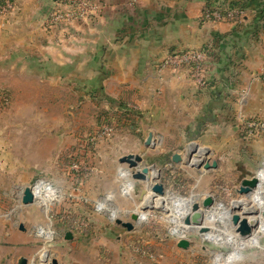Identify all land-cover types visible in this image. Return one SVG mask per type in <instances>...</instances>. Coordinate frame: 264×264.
<instances>
[{
    "label": "crops",
    "instance_id": "1",
    "mask_svg": "<svg viewBox=\"0 0 264 264\" xmlns=\"http://www.w3.org/2000/svg\"><path fill=\"white\" fill-rule=\"evenodd\" d=\"M18 1L30 13L15 20L10 51L0 42V90L13 91L15 119L38 122L31 118L38 99L47 100L41 105L58 101L71 106L64 96L69 90L82 109L90 107L91 115L101 105L116 114L126 105L136 124L128 125L135 148L125 155H140L144 165L148 153H165L172 145L171 152L183 157L179 149L199 140L204 149L218 154V167L223 162L243 170L250 164L259 167L256 163L264 158V0H89L97 12L90 27L58 34L57 43L38 12L50 9L52 0ZM208 3H233L244 15L234 24L213 25L201 19ZM188 50L206 54L201 86L188 73L164 66L170 55ZM36 82L53 93L41 95ZM246 121L262 128L244 132ZM42 122L43 132L50 134V115ZM18 129L28 137L33 134L20 125ZM149 137L152 149L146 146ZM37 149L51 167L50 150L44 144ZM25 167L41 168L29 162ZM30 242L22 223L2 228L0 264H18L20 258L30 264Z\"/></svg>",
    "mask_w": 264,
    "mask_h": 264
},
{
    "label": "rangeland",
    "instance_id": "2",
    "mask_svg": "<svg viewBox=\"0 0 264 264\" xmlns=\"http://www.w3.org/2000/svg\"><path fill=\"white\" fill-rule=\"evenodd\" d=\"M0 2L4 3H0V36H6L0 38V42L3 39L6 51H10L13 47L8 37L16 32L15 20L30 11L21 10L18 0ZM52 3L50 9L38 12L46 17L44 28L48 34L54 35L55 42L58 34L81 33L82 28L90 27L97 13L89 0H62L59 4L52 0ZM234 11L240 13L241 20L243 9L235 6ZM229 18L218 20L214 15L212 18L201 15L202 21L213 25L239 21ZM197 51L201 50L183 53ZM183 53L170 55L164 66L184 71L197 86L203 85L205 73L198 71L195 74L172 64L173 58ZM34 88L41 95L43 91L53 93L42 82H36ZM64 96L71 106L60 105L58 101L41 105L47 100L38 99L31 115V118H38L35 123L15 119L13 91L0 90V231L4 227L15 229L22 223L31 236V264H42L44 255L48 261L56 259L58 264H264V219L260 215L264 208V158H259L258 168L250 164L243 170L235 168L234 162H223L218 167V154L210 153L207 158L210 162L217 161V168L203 171L171 163L172 145H168L165 153H148L146 166L160 172L159 182L165 191L162 198L165 205L158 206L167 212L156 209L143 212V204L138 198L146 184L132 180L126 173L127 165L118 163L125 151L135 148V137L128 133V125H135V119H121L120 125L115 120L110 123L102 114L111 117L115 114L105 105L97 107L95 114L91 115L90 107L82 109L71 91L67 90ZM44 115H50L51 130L47 136L43 132ZM18 125L33 132L31 138L23 134ZM195 143L200 152L208 150L203 148L201 141ZM43 144L50 150L51 167H46L42 152L37 149ZM187 148L179 149L183 158ZM162 160L167 164L160 166ZM28 162L41 168L27 169ZM252 177L258 178L259 188L249 198L239 195V182ZM25 188L38 194L34 203L27 206L20 202ZM207 196L214 204L202 224L210 230L200 235L186 228L181 220L189 212L191 201L201 208ZM255 198L263 203L262 208L256 204ZM233 202L244 203L243 212L257 213V216L248 218L261 222L252 237L240 238L229 222L227 212ZM133 213L142 216L138 222L131 220ZM116 220L131 223L133 229L127 231L116 224ZM66 233L71 234L70 241L65 240ZM180 239L189 242L187 249L177 247Z\"/></svg>",
    "mask_w": 264,
    "mask_h": 264
},
{
    "label": "water",
    "instance_id": "3",
    "mask_svg": "<svg viewBox=\"0 0 264 264\" xmlns=\"http://www.w3.org/2000/svg\"><path fill=\"white\" fill-rule=\"evenodd\" d=\"M152 138L149 137L146 146L152 149L150 143ZM202 152V151H201ZM200 152L197 144H190L187 148L185 158L181 156L180 153H173L170 157V161L176 165H182L190 167L191 169H202L203 171L215 170L217 168L216 161H209L207 157L211 152L208 150ZM199 154H202L199 155ZM206 158V159H205ZM118 162L120 164H126V173L130 174L131 179L134 181H140L146 184L145 188L140 191L138 200L143 204L142 211L145 212L147 209H156L158 211L167 212L162 207L157 205L154 206L155 201H160V206H164L165 202L162 199L165 195L164 186L159 182L160 172L155 170L152 166L144 165V160L140 155L128 154L119 158ZM259 188V180L257 177H252L249 179H242L239 183L237 193L245 198H249L252 193ZM35 195L31 188H25L21 192L20 202L22 205H30L35 201ZM214 201L211 197L207 196L203 199L200 205L192 201L189 203V212L187 211L182 217L181 223L188 229H192L200 235L207 234L210 228L204 226L203 220L205 215H208V211L212 209ZM245 204L241 202H233L230 209L227 212V218L231 223L232 227L235 229L240 238H250L252 237V232L258 228L260 222L257 219H248L252 216H257L255 211H245L243 212ZM233 213V214H232ZM232 214V215H231ZM261 217L264 219V208L260 211ZM141 215L133 213L131 215V220L133 222H138L141 219ZM206 218V217H205ZM116 224L125 228L127 231L133 229V225L129 222H122L120 220L115 221ZM20 230H23L22 226H19ZM72 236L70 233H66L65 240L70 241ZM177 247L180 249H187L189 247V242L185 239H180L177 242ZM42 264H58L56 259L47 260V255L41 261ZM18 264H28L27 260L20 258ZM31 264V263H30Z\"/></svg>",
    "mask_w": 264,
    "mask_h": 264
},
{
    "label": "built area",
    "instance_id": "4",
    "mask_svg": "<svg viewBox=\"0 0 264 264\" xmlns=\"http://www.w3.org/2000/svg\"><path fill=\"white\" fill-rule=\"evenodd\" d=\"M62 1V0H61ZM68 2H71V0H67ZM8 7V6H7ZM225 12L227 13V18L233 19L234 15H240V13L235 12L234 9L230 10V9H225ZM214 15V17L219 19H222V17L220 16V14L218 12H215L212 14V16ZM209 17V16H206ZM174 59V60H173ZM172 60L169 61V63L175 65V67H185L188 71L191 70V72L195 73L200 71L201 74L205 73V60H206V54L202 51H197L196 53H183L181 54V56L179 55V57H175ZM264 80V74H263V78ZM244 126L246 127H250V128H254V127H259L262 128V125L258 122H248L246 121L245 123H243ZM74 168H76V166H74Z\"/></svg>",
    "mask_w": 264,
    "mask_h": 264
},
{
    "label": "trees",
    "instance_id": "5",
    "mask_svg": "<svg viewBox=\"0 0 264 264\" xmlns=\"http://www.w3.org/2000/svg\"><path fill=\"white\" fill-rule=\"evenodd\" d=\"M57 2H61V0H56ZM1 4H4L3 2H0ZM235 8V5L232 3V4H229L228 5V9H230V10H232V9H234ZM225 9L226 8H223V7H221V6H214V5H211V3H208L205 7H204V9H203V11H202V14H203V16H209L210 18H212V14L213 13H215V12H218L219 14H220V16L223 18V19H225V20H227L226 19V17H227V13L225 12ZM239 16L240 15H234V17H233V19H230V20H234V21H238L239 20ZM120 109L121 110H123V111H120L119 110V114H116V112L114 113L115 115H114V117H111V116H109L108 114H107V116H105V114H102V116L103 117H106V119L107 120H109L110 121V123H112L114 120L116 121V123L118 124V125H120V123H122V121H121V119L122 120H124V121H127V120H129L130 119V117H129V113L128 112H126V109H128L127 107H126V105H122L121 107H120ZM116 116V117H115ZM118 116V117H117ZM120 117V118H119ZM123 121V122H124ZM249 132L250 131V129H249V127H245L244 128V132Z\"/></svg>",
    "mask_w": 264,
    "mask_h": 264
},
{
    "label": "bare ground",
    "instance_id": "6",
    "mask_svg": "<svg viewBox=\"0 0 264 264\" xmlns=\"http://www.w3.org/2000/svg\"><path fill=\"white\" fill-rule=\"evenodd\" d=\"M34 195H35V193H34ZM36 196V195H35ZM254 201L256 202V204L258 205V206H260V208H262V205H263V203L262 202H260V200L259 199H254ZM154 206H157V205H160V201H155L154 202ZM208 219H213V216H208ZM261 223V222H260Z\"/></svg>",
    "mask_w": 264,
    "mask_h": 264
}]
</instances>
